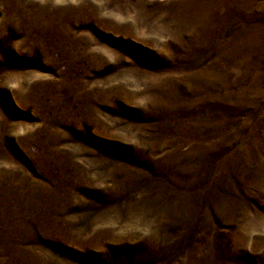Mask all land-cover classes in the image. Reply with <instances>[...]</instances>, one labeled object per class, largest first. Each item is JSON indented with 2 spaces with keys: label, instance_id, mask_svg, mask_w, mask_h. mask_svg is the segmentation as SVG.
<instances>
[{
  "label": "rangeland",
  "instance_id": "1",
  "mask_svg": "<svg viewBox=\"0 0 264 264\" xmlns=\"http://www.w3.org/2000/svg\"><path fill=\"white\" fill-rule=\"evenodd\" d=\"M0 264H264V0H0Z\"/></svg>",
  "mask_w": 264,
  "mask_h": 264
}]
</instances>
